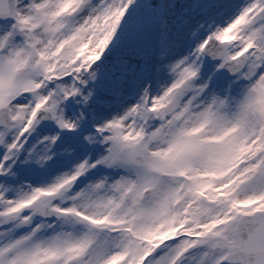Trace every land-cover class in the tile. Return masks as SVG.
Returning <instances> with one entry per match:
<instances>
[{"label": "snow or ice", "instance_id": "6c2138e0", "mask_svg": "<svg viewBox=\"0 0 264 264\" xmlns=\"http://www.w3.org/2000/svg\"><path fill=\"white\" fill-rule=\"evenodd\" d=\"M0 264H264V0H0Z\"/></svg>", "mask_w": 264, "mask_h": 264}]
</instances>
